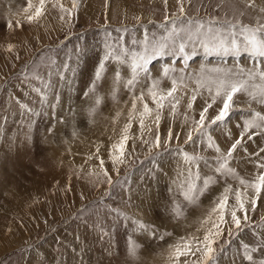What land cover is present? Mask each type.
I'll use <instances>...</instances> for the list:
<instances>
[{"label":"rangeland","instance_id":"1","mask_svg":"<svg viewBox=\"0 0 264 264\" xmlns=\"http://www.w3.org/2000/svg\"><path fill=\"white\" fill-rule=\"evenodd\" d=\"M62 2L65 7H71V0ZM248 2L183 0L185 15L175 27H193L196 21L214 26L224 21H240L252 26L264 23V13L260 11L264 0H251L254 6H247ZM26 5L27 0H0V264H165L168 246L178 237L196 231L199 219L207 214L213 199L225 185L223 180L213 185L201 197L198 206L185 204L178 193L169 191L177 166L184 163L172 150L179 145L188 153L208 158L217 153L207 148L199 137L196 144H185L191 121L183 123V115L173 119L166 109L160 133L166 136L171 127L175 133H180L179 139L170 141L168 152L154 150L162 152L155 157V164L147 155L148 147L137 140L135 152L117 173L108 160V148L127 122L132 94L146 93L150 81L141 75L133 92L121 83L113 99L110 95L112 77L118 65L112 61L106 79L97 88L102 103L97 106L95 94L86 96L85 92L95 64L106 51L105 41L109 39L106 33L111 35L113 43L115 37L123 35L126 47L140 51V45H132L131 41L141 40L145 35L165 37L173 25L164 17L178 13L177 0H167L166 5L164 0H80L71 25L61 21V11L52 3L46 5L45 14L38 21L29 23L23 12ZM188 18L192 24L188 23ZM17 21L21 27L16 26ZM9 22L11 29L7 27ZM8 44L14 45L11 51L7 50ZM193 50L195 55H191ZM185 51L191 55L186 62L180 55H165L154 58L148 66L153 78L160 76L164 64L184 69L187 87L177 93L182 97L180 113L185 111L188 97L196 87L195 76L202 68L206 73L213 68L235 72L237 65L247 69L257 63V58L246 53L206 55L198 40L189 42ZM119 67L123 79H129L128 65ZM34 73L42 79H33ZM189 74L193 79H187ZM173 75L179 76L180 72ZM45 81L52 87L45 89L47 96L42 102L32 87H41ZM170 86L168 80L160 85L164 89ZM205 100H210L209 94L201 89L193 104L194 110L188 111V115L199 119ZM20 102L32 111L25 113L19 107ZM148 103L154 106L150 100ZM219 106L218 103L209 110V118L216 115ZM235 107L244 111L234 113L226 125L211 131L225 153L239 138L242 118L252 110L264 114V105L250 103L244 93L236 96ZM117 112L121 115L114 124ZM138 130V124L133 123V135ZM98 143L103 146L100 155L109 175L113 181L120 180L115 186L110 187L103 175L95 174L99 171L98 160L87 159L96 151ZM244 147L247 153L238 150L229 164L245 179L252 180L258 171L256 161L264 157V152L260 151L264 149V135L250 142L245 137ZM253 153L259 156L249 155ZM209 163L214 168L211 159ZM198 167L201 175L214 174L203 162ZM227 183L237 187V182L231 178ZM106 191L109 196H105ZM173 201L183 206L184 218H173ZM116 210L125 213L127 218ZM248 215L253 223L260 222L264 216V198L258 201L254 211L249 209ZM132 219L154 225L158 230L156 237L148 232L133 231ZM165 232L171 235L161 240L159 236ZM129 235L140 245L135 258L126 251ZM259 235L264 239V230H259ZM227 239L225 232L217 248ZM242 243L255 247L259 241L251 230H245L232 240L219 264H252L243 257ZM253 258L254 261L264 258V249L254 252Z\"/></svg>","mask_w":264,"mask_h":264},{"label":"snow or ice","instance_id":"2","mask_svg":"<svg viewBox=\"0 0 264 264\" xmlns=\"http://www.w3.org/2000/svg\"><path fill=\"white\" fill-rule=\"evenodd\" d=\"M80 0H71V7H65L62 0H27V5L23 9L25 19L32 23L38 21L44 14L48 3H52L53 7H59L61 11V21L72 24L74 14L79 9ZM165 5L167 0H164ZM179 6L178 13H173L172 16L165 15L164 19L169 21L173 27L168 30L167 35L163 38H149L147 35L143 39H133L132 45H140V51L135 48H129L124 45V36L118 35L114 38V43L110 42V34L106 35L109 39L105 41V53L95 64L93 69L92 80L88 91L85 95L95 94V104L98 106L102 103L103 98L97 93V88L101 82L107 77L109 64L115 61L118 65L113 73L112 88L110 95L116 99L118 86L123 83V87L133 92L136 85L140 82V77L143 75L150 83L147 91H141L139 95L134 93L131 96V107L128 109L127 122L121 127L119 137L112 141L108 148V160L111 162L112 170L119 172L121 165L128 162V158L136 150V141L140 140L142 144L149 149L148 156L153 158V163H156L155 157L162 155L161 151L168 152L171 149L170 141L173 138L179 139L180 133H175L171 127L168 128L166 136L160 133L161 120L164 118L165 110L167 115L175 119L179 115H183V123L191 121L192 127L186 134L185 144H196L197 137L206 143L207 148L213 149L217 155L208 158L199 154L188 153L182 146H177L172 150L179 154L183 159V166L178 165L174 178L169 185V191L178 193L185 204L190 206H198L200 199L213 185H217L221 180L225 182L223 190L212 201V206L209 208L206 215L198 221V227L194 233H188L176 239L175 243L168 246V253L165 264H219L221 256L227 254L228 246L232 240L239 237L245 230H251L257 236L259 243L253 247L246 243L241 244L243 257L252 264H264V258L254 261L253 253L258 249H264V239H260L259 230H264V216L261 217L259 223H253L248 215L249 209L255 210L258 201L264 198V157L256 161L255 167L257 173L252 180L245 179L237 170L230 166L229 161L233 159L234 153L243 149L247 153V148L244 147L245 137L247 141H253L256 136L264 135V114L252 110L250 114L242 118V128L239 132V138L228 147L227 152H223L221 147L213 139L211 131L218 126L226 125L233 117L234 113L243 112V109H237L236 96L244 93L249 97V102H256L264 105V23H257L255 26L243 24L240 21L232 23L224 21L222 25L214 26L212 24L205 25L200 21H196L193 27L177 28L176 22L185 15L183 0H177ZM247 6H254L249 0ZM260 11L264 13V8ZM243 15V13H241ZM188 23L192 24L191 18H188ZM17 27H21L17 21ZM7 27L12 28L11 22ZM127 31V29H125ZM199 41L206 55L213 53L234 56H239L241 53H246L251 58H257V63L251 68H244L237 65L236 71L225 68H213L209 72H205L202 68L196 74L194 83L196 87L192 90V95L188 97L184 113H180V105L182 97L177 93L181 88H186V77L184 69L177 70L169 64H164L161 67L160 76L153 78L149 69L150 62L156 57L176 56L180 55L186 62L195 55V51L187 53L186 45L189 42ZM170 41V43H169ZM14 45L8 44L7 50L11 51ZM195 47V44H194ZM79 55V52L77 53ZM128 65L131 70L129 79L124 80L121 76L120 67ZM64 67H67L65 64ZM179 71L180 75L176 76L173 73ZM28 76L25 74V79ZM33 79H42L38 73L32 75ZM187 79H193L189 74ZM168 80L170 87L167 89L161 88V82ZM259 83H255V81ZM52 84L48 81L43 82L41 87H32V91L36 92L43 102L47 96L45 89H51ZM201 89L209 94L210 100H205L204 106L199 111V119L192 118L188 115V111L194 110L193 104L197 100ZM57 98H59L57 96ZM148 100L151 101L150 106ZM219 103L216 109V115L209 118V110L213 109ZM19 107L25 112L30 113L32 109L25 103L20 102ZM54 107V105H52ZM92 109L91 111H94ZM91 114V112H90ZM121 113L117 112L113 117V123L119 119ZM133 123L139 126L138 133L133 135ZM240 127V124H237ZM255 130V131H250ZM75 135V133H73ZM227 135L231 137V133ZM112 140V137H109ZM131 141V151H129V142ZM102 144L96 145V151L88 156V160L95 158L99 161V171L96 175H103L106 178L107 184L112 187L120 183L117 179L113 181L105 167V161L101 158ZM264 152V149L260 150ZM251 156H259V153L249 154ZM209 159L214 162V168L209 163ZM203 162L205 166L213 171V175H201L199 164ZM194 166H196L194 170ZM92 174V173H90ZM127 175V174H126ZM231 178L237 182V187L233 188L227 180ZM199 181V183H198ZM109 192H105V196H109ZM230 199L233 201L230 203ZM120 216H125L123 212L116 210ZM171 211L173 218L179 220L184 218L185 212L183 206L176 202H172ZM134 225L133 231L148 232L153 238L156 237L158 230L154 225L145 224L144 222L132 219ZM227 232L228 239L224 240L217 248V244ZM202 233V235H201ZM166 235L171 233H161L159 238L164 239ZM140 245L129 235L127 240V253L135 258L137 256Z\"/></svg>","mask_w":264,"mask_h":264},{"label":"bare ground","instance_id":"3","mask_svg":"<svg viewBox=\"0 0 264 264\" xmlns=\"http://www.w3.org/2000/svg\"><path fill=\"white\" fill-rule=\"evenodd\" d=\"M7 58H8V56H7ZM8 60H9V58H8ZM0 63H1V60H0Z\"/></svg>","mask_w":264,"mask_h":264}]
</instances>
